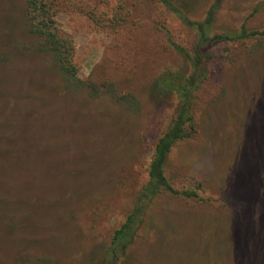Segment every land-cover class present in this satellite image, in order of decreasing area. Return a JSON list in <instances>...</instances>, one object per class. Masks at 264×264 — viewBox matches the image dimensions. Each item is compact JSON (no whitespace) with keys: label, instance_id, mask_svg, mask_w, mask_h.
Instances as JSON below:
<instances>
[{"label":"rangeland","instance_id":"rangeland-1","mask_svg":"<svg viewBox=\"0 0 264 264\" xmlns=\"http://www.w3.org/2000/svg\"><path fill=\"white\" fill-rule=\"evenodd\" d=\"M175 1L197 20L215 2ZM55 4L80 77L114 82L137 105L66 89L27 30L25 0H0V264H88L110 241L174 112L175 99H156L151 82L188 65L165 31L190 51L196 41L152 0ZM242 26L264 29V0L224 1L216 31ZM209 54L197 131L173 149L166 174L201 183L212 203L156 205L124 264H264V40Z\"/></svg>","mask_w":264,"mask_h":264},{"label":"trees","instance_id":"trees-1","mask_svg":"<svg viewBox=\"0 0 264 264\" xmlns=\"http://www.w3.org/2000/svg\"><path fill=\"white\" fill-rule=\"evenodd\" d=\"M152 1L159 3L176 16L184 27L195 34L196 41L193 51H190L175 43L169 31H165L172 49L188 65L161 71L151 82V90L152 95L159 101L175 99L174 112L167 129L154 144L147 169L148 178L133 193L123 223L109 236L110 241L96 250V256L90 257L91 262L88 261V264H124L128 260L133 245L142 236L149 212L158 204L200 203L206 207L208 203H212V200L204 195L205 191L201 188V183L191 188L183 181L181 183L177 178L167 176L166 166L169 156L179 143L186 141L197 131L195 100L199 91L209 80L207 64L215 59V56H211L209 52L249 40H264V29L251 30L242 26L238 31H216L218 17L225 0H215L202 20L191 18L184 6L175 0ZM55 3L56 0H25V16L28 32L38 38L41 52L52 55L64 87L73 92L87 91L92 98H98L106 93L116 102L127 101L133 106L137 105L134 94L121 95L114 82L97 83L80 77L79 67L74 60V41L60 27L58 8ZM225 57H230V53ZM243 202L242 207L236 208L237 215L241 216L248 205L245 201ZM258 217L264 223V205ZM175 234L177 235L171 232L169 236L165 233L169 239L163 235L162 241L167 248L168 242L175 240ZM75 258L78 260L80 257L75 256ZM243 263L246 264V262Z\"/></svg>","mask_w":264,"mask_h":264}]
</instances>
